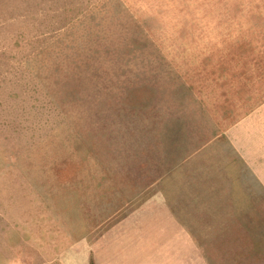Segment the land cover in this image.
Segmentation results:
<instances>
[{"label":"rangeland","instance_id":"rangeland-1","mask_svg":"<svg viewBox=\"0 0 264 264\" xmlns=\"http://www.w3.org/2000/svg\"><path fill=\"white\" fill-rule=\"evenodd\" d=\"M0 264H264V0H0Z\"/></svg>","mask_w":264,"mask_h":264}]
</instances>
